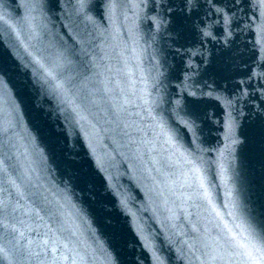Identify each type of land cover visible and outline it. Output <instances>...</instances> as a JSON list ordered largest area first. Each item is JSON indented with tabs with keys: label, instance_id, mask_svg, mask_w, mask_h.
<instances>
[{
	"label": "snow or ice",
	"instance_id": "snow-or-ice-1",
	"mask_svg": "<svg viewBox=\"0 0 264 264\" xmlns=\"http://www.w3.org/2000/svg\"><path fill=\"white\" fill-rule=\"evenodd\" d=\"M14 11L0 14V264H129L126 238L152 264L165 250L168 264H264V201L241 205L221 162L243 136L264 167V0ZM37 96L84 141L127 232H106L25 124ZM213 109L219 149L202 138Z\"/></svg>",
	"mask_w": 264,
	"mask_h": 264
},
{
	"label": "water",
	"instance_id": "water-1",
	"mask_svg": "<svg viewBox=\"0 0 264 264\" xmlns=\"http://www.w3.org/2000/svg\"><path fill=\"white\" fill-rule=\"evenodd\" d=\"M6 8H0V14L5 11L15 18V4L21 0H15V4L9 0H3ZM3 26L0 24V32ZM2 39V36H0ZM5 49L0 48V55ZM23 79V74H20ZM237 108L242 109L241 104ZM38 114V118H37ZM223 109L211 110V116L207 126L203 129V140L205 146L219 149L227 142L224 139ZM239 122L242 118L237 116ZM25 124L30 127L34 135H37L41 146L45 147L51 155L53 165H59L61 174L65 179L70 180L78 201L82 202L88 211L103 222H106V232L110 235L114 227L127 232L128 221L124 214L115 207V197L111 192L105 190L102 183V176L97 172L90 158L87 155L88 149L84 146V141L72 129L63 122V117L46 104H42L39 96L35 98L33 112L25 117ZM239 132V129L237 130ZM241 143L232 145L224 152L222 163L226 175L230 178L229 186L233 189V194L241 205L248 209L258 210L264 201V167L258 142H246L243 136H238ZM207 158V157H206ZM213 167L211 175H215ZM119 183V181H117ZM223 203V196H220ZM135 211V209H131ZM129 264H152L151 258L146 253L142 254L139 247L133 246L130 238L122 242ZM168 264V254L165 250L158 253ZM175 264V260H172Z\"/></svg>",
	"mask_w": 264,
	"mask_h": 264
}]
</instances>
